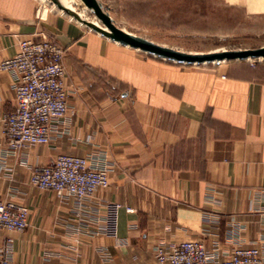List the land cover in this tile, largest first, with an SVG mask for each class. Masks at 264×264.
I'll use <instances>...</instances> for the list:
<instances>
[{"label":"crops","instance_id":"1","mask_svg":"<svg viewBox=\"0 0 264 264\" xmlns=\"http://www.w3.org/2000/svg\"><path fill=\"white\" fill-rule=\"evenodd\" d=\"M47 1L0 0V64L23 39L56 40L70 106L65 134L10 154L14 78L0 68V197L30 210L24 231L0 236V264H157L158 246L183 240L220 261L264 254V59L159 60ZM60 154L99 155L110 185L83 201L33 186L32 167Z\"/></svg>","mask_w":264,"mask_h":264},{"label":"built area","instance_id":"2","mask_svg":"<svg viewBox=\"0 0 264 264\" xmlns=\"http://www.w3.org/2000/svg\"><path fill=\"white\" fill-rule=\"evenodd\" d=\"M65 53L56 40L23 39L17 53L1 62L0 68L14 78L16 97L15 109L1 119L10 154L48 144L67 132L70 106L63 80ZM256 60L250 59L253 64ZM31 171L33 186L53 190L60 198L83 201L110 185V168L105 160H99V155L60 154L51 164L33 166ZM29 214L28 206L0 199V236L4 232L24 231L29 225ZM156 258L157 264H264L259 248L238 247L220 261L198 240L161 244Z\"/></svg>","mask_w":264,"mask_h":264},{"label":"rangeland","instance_id":"3","mask_svg":"<svg viewBox=\"0 0 264 264\" xmlns=\"http://www.w3.org/2000/svg\"><path fill=\"white\" fill-rule=\"evenodd\" d=\"M100 1L114 24L124 33L186 53H215L264 46V12L261 5L240 4V0ZM69 2L79 17L70 16L73 20L83 25L84 21H88L106 28L83 3ZM210 64L186 66L207 67ZM0 199L26 205L12 198Z\"/></svg>","mask_w":264,"mask_h":264},{"label":"water","instance_id":"4","mask_svg":"<svg viewBox=\"0 0 264 264\" xmlns=\"http://www.w3.org/2000/svg\"><path fill=\"white\" fill-rule=\"evenodd\" d=\"M48 1L60 10L64 11L69 16L75 19H79L78 15L73 11V9L69 8L63 2V0ZM82 2L87 8L94 12V14L106 26V28L99 27L98 25L88 21H84L85 26L89 27L95 32L100 33L102 36H105L114 42L145 51L155 57L167 61L183 65H202L209 63H220L224 61L264 59V46L252 49L230 50L200 54L186 53L180 50L166 47L149 39L138 36H131L121 31L114 24L113 19L109 16L106 8L103 6L100 0H82Z\"/></svg>","mask_w":264,"mask_h":264},{"label":"bare ground","instance_id":"5","mask_svg":"<svg viewBox=\"0 0 264 264\" xmlns=\"http://www.w3.org/2000/svg\"><path fill=\"white\" fill-rule=\"evenodd\" d=\"M74 1H78L79 3H83L82 0H74ZM63 2L69 7L71 8V4L69 2V0H63ZM84 4V3H83ZM85 5V4H84Z\"/></svg>","mask_w":264,"mask_h":264}]
</instances>
